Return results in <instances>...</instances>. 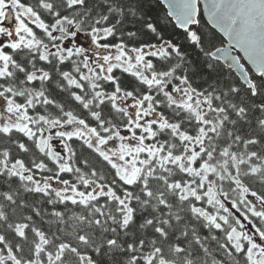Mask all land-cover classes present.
<instances>
[{
    "label": "snow or ice",
    "instance_id": "1",
    "mask_svg": "<svg viewBox=\"0 0 264 264\" xmlns=\"http://www.w3.org/2000/svg\"><path fill=\"white\" fill-rule=\"evenodd\" d=\"M0 264H264V0H0Z\"/></svg>",
    "mask_w": 264,
    "mask_h": 264
}]
</instances>
